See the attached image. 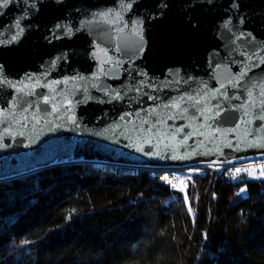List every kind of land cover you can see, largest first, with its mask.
<instances>
[{
  "label": "water",
  "instance_id": "obj_1",
  "mask_svg": "<svg viewBox=\"0 0 264 264\" xmlns=\"http://www.w3.org/2000/svg\"><path fill=\"white\" fill-rule=\"evenodd\" d=\"M263 155L264 0L0 8V182L74 163Z\"/></svg>",
  "mask_w": 264,
  "mask_h": 264
},
{
  "label": "trees",
  "instance_id": "obj_2",
  "mask_svg": "<svg viewBox=\"0 0 264 264\" xmlns=\"http://www.w3.org/2000/svg\"><path fill=\"white\" fill-rule=\"evenodd\" d=\"M171 172L85 162L1 181L0 264H264V174Z\"/></svg>",
  "mask_w": 264,
  "mask_h": 264
},
{
  "label": "built area",
  "instance_id": "obj_3",
  "mask_svg": "<svg viewBox=\"0 0 264 264\" xmlns=\"http://www.w3.org/2000/svg\"><path fill=\"white\" fill-rule=\"evenodd\" d=\"M239 169V172L236 170ZM169 181L172 185L188 183L194 175L215 172L218 175L226 176L235 183L244 176L253 173H264V155L251 158L238 159L226 162L196 163L188 167L172 168Z\"/></svg>",
  "mask_w": 264,
  "mask_h": 264
},
{
  "label": "snow or ice",
  "instance_id": "obj_4",
  "mask_svg": "<svg viewBox=\"0 0 264 264\" xmlns=\"http://www.w3.org/2000/svg\"><path fill=\"white\" fill-rule=\"evenodd\" d=\"M10 2H11V0H0V8L7 7V5ZM24 2H25L26 5H28L31 2V0H24ZM16 27L20 28V22L19 21H17ZM21 31H22V29H21ZM13 39H16V37L13 36ZM236 171L239 172V169H237ZM262 174H264V173H262ZM243 191H245V189L242 188L241 192H243Z\"/></svg>",
  "mask_w": 264,
  "mask_h": 264
},
{
  "label": "rangeland",
  "instance_id": "obj_5",
  "mask_svg": "<svg viewBox=\"0 0 264 264\" xmlns=\"http://www.w3.org/2000/svg\"><path fill=\"white\" fill-rule=\"evenodd\" d=\"M249 176L250 177H257L258 173L257 172H253V173H250ZM263 177H264V175H263Z\"/></svg>",
  "mask_w": 264,
  "mask_h": 264
}]
</instances>
